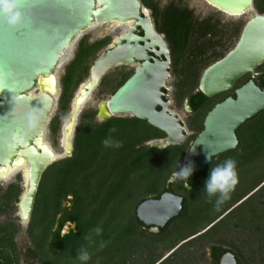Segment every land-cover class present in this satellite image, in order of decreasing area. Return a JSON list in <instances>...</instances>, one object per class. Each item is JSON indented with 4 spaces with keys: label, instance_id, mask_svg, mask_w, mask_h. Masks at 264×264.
<instances>
[{
    "label": "water",
    "instance_id": "95a60500",
    "mask_svg": "<svg viewBox=\"0 0 264 264\" xmlns=\"http://www.w3.org/2000/svg\"><path fill=\"white\" fill-rule=\"evenodd\" d=\"M203 1L226 18L249 15L235 45L203 70L192 93L212 98L230 89L239 78L252 73L264 62V13L255 11L254 0ZM20 11L22 24L9 27L0 22V170L4 172L13 165L26 164V185L22 170L17 172L21 175V192L14 216L24 228L31 219L44 171L55 162L72 156L77 117L113 68L126 65L133 67L134 72L112 95L100 100L97 116L101 120L129 116L145 121L164 134L145 144L157 150L183 144L190 133L178 114L169 108L170 88L166 86L171 77L169 46L164 35L156 31L151 11L140 0H21ZM112 22L114 26L107 28L105 24ZM103 25L106 27L99 35L115 29L119 30V35L93 60L86 80L74 93L67 120L77 107L78 111L70 151H62L55 157L51 146L43 142L41 133L45 130L46 136L61 94L59 69L69 59L78 39ZM55 71L57 85L51 91L47 88V79ZM83 92L87 95L79 108ZM56 95L57 100L54 99ZM263 111L264 90L253 80L215 104L185 153V166L191 164V175L204 171L217 156L235 150L240 144L238 129ZM178 179L173 173L166 185ZM7 180L0 179V183ZM185 188L189 189L188 184ZM183 204V197L164 192L158 199L148 198L141 202L135 215L144 230L156 235L180 215ZM74 228L73 223L66 222L61 235ZM227 258L231 264H237L233 255Z\"/></svg>",
    "mask_w": 264,
    "mask_h": 264
},
{
    "label": "trees",
    "instance_id": "16d2710c",
    "mask_svg": "<svg viewBox=\"0 0 264 264\" xmlns=\"http://www.w3.org/2000/svg\"><path fill=\"white\" fill-rule=\"evenodd\" d=\"M140 2L151 11L156 31L165 35L172 60L175 52L180 54L181 57L187 53L184 56L186 65L182 70L183 74L186 73V76L184 75L176 84L175 89L181 94H189L196 86L197 64L201 62L202 56L209 49L215 48L219 43L221 45L220 41L226 34L223 29L226 27L220 20L212 16L198 20L193 16L192 10L180 6L177 0H170L162 7L159 6L157 0H140ZM255 2L256 10L259 14H263L264 0H255ZM243 24H233L230 29L231 35L238 38ZM106 41H96L89 44L84 38L78 43L75 56L67 66L62 78V104L70 97L71 89L80 82L81 75L88 72L87 61L105 46ZM179 60L173 61V64H176L175 68H177ZM129 75L130 73L121 74L118 81L114 83L111 94L126 81ZM192 98L199 101L198 104L192 103L194 110H197L205 101L211 102L206 109L197 114L192 125L194 133L188 137L186 142L169 146L163 150L143 145L147 141L164 136L162 132L151 127L145 121L132 117H112L100 124H95L93 121L94 112L88 113L86 122L81 124L75 133L72 156L50 165L44 171L38 187L34 208L36 203L40 202L39 199L49 197L45 193L48 188L53 193L54 199L53 212L50 214L49 223L42 231V244L46 249V258L48 259L41 257V264H47V260H50L49 264H60V259L57 260L59 254L66 257L72 255L76 257L81 248L87 250L88 259L97 260L100 264H126L135 245L134 237L146 240L150 238L151 240L170 235V245L171 248H174L177 244V238L183 241L194 237L196 234H198L199 239L208 237L216 233L231 217L238 219L240 214L251 206L250 201L259 195L264 186V176L261 181L258 182L257 180L251 188L242 193L239 192L237 197L231 199L227 204L216 206L211 211L213 213L210 216H203V214L207 213L211 206L197 200V198H203L205 195L203 191L204 181L211 168L221 164L226 159H233L236 171L253 158L258 160V157L264 155V138L255 145L251 141L239 140L240 144L235 150L217 157L226 159L218 161L217 164L211 162L204 171L190 175L187 179L188 190L183 186L181 179H178L172 185H166L167 179L179 167L185 166V153L197 132L202 129V121L206 110L215 101L220 100V98H206L201 94ZM261 113L264 115V111ZM57 128L58 118L56 117L50 123V130L54 133ZM112 128H115V132L110 133L109 129ZM261 131L264 132V125ZM109 136L112 140L120 141L122 146L119 148L105 147L102 141ZM128 140L130 144L127 143ZM111 160H115L117 167L111 172H103L102 183L93 188L91 182L97 178L99 171L102 169L99 164L105 166V162ZM160 163L165 167V172L160 176L159 188H151L146 191L130 209L126 219L123 220L117 217L114 220L113 215L109 216L108 210H111L112 206L103 205L102 209L97 208V211H94L101 198V189L109 188L110 179L115 175L117 177H132L142 166L150 165L157 169L158 166L160 167L158 165ZM18 192L17 185H10L7 188L2 197L6 201V206L10 201V197L17 195ZM164 192L183 197V210L159 234H150L147 230L142 229L143 225L136 218L135 209L144 200L148 198L158 199ZM69 196L72 197L71 201H67ZM244 198L246 199L236 205ZM63 201L69 202L70 207H62L61 203ZM96 213L98 218L104 217L107 220L105 229L97 232V234L94 233V229L98 225L95 218ZM90 214L92 215L89 217ZM57 215H60L58 220ZM56 222L58 225L54 230ZM66 222L73 223L75 228L71 229L69 233L61 235V228ZM172 222H178V224L174 226L173 232L169 234V225ZM30 227L31 237L39 252L41 248H39V243L36 240V228L33 220H31ZM110 230L112 231L109 232ZM16 231L17 226L11 222L0 225V264H17L13 242ZM96 241L98 242L96 243ZM49 255L55 256L57 259L52 261L51 258L49 259ZM111 258L113 259L111 260Z\"/></svg>",
    "mask_w": 264,
    "mask_h": 264
},
{
    "label": "rangeland",
    "instance_id": "374dc122",
    "mask_svg": "<svg viewBox=\"0 0 264 264\" xmlns=\"http://www.w3.org/2000/svg\"><path fill=\"white\" fill-rule=\"evenodd\" d=\"M157 1L159 2V6L162 7L170 0ZM177 2L180 6L187 7L188 9L192 10L193 16L198 20L212 16L220 20V22L226 27L225 29H223V31H226V34L220 41L221 45L219 43V45L215 48L209 49L202 57L201 62L197 64L199 75L205 65L213 62L214 60H216V58L218 59L236 43L237 36L231 35V26L237 23H245L249 15L245 14L238 18H226L216 10L209 8L203 0H177ZM255 4L256 2L254 0V9L256 12H258L256 10ZM104 29L105 27L103 26L85 32L74 44L69 59L66 60L59 69L58 77L60 82L61 94L58 98L56 110L51 117L46 132V139L58 154H61L63 151L61 145V129L63 123L68 119L72 97L76 92L78 86L86 80L88 72L81 75L82 77L80 82L71 89L69 95L70 97L67 99V101H65L64 104L61 103L63 75L66 71L67 66L73 60L77 45L82 39L85 38L87 43L89 44L96 41L107 40L105 44L106 46L115 36L119 35L118 29L107 31L104 34L99 35L100 32H102ZM105 46L98 52H96L94 57L90 58L87 61L86 65L88 67H90L93 60L104 50ZM186 54H183L181 57L180 54H177L175 52V55H173V61H176L177 59L179 60L180 58L181 59L178 61L177 68H175L176 64H173V67H171V77L168 80L166 86L170 88L168 95L173 101L172 106L170 107L171 110L175 111L180 116L182 122L186 125L191 135L193 134V128L190 127V117L182 110L183 99L187 94H181L180 92H178V90L175 89L176 84L182 79V70L186 65V59L184 57ZM121 68L122 67L120 66L113 68L108 72L106 76H104L99 86L91 94L90 99L87 101V103L79 113L76 120V127L73 136V150L75 133L78 127L86 122L89 112H94L93 121L95 124L104 122V120H101L96 114L97 106L100 100L111 95V89L114 83L118 81L121 74L129 71V69L126 67H123L122 69ZM56 117L58 118V128L56 132L53 133L50 130V123ZM128 117L129 116H126L125 118ZM262 124L264 125V115H262V113H259L256 117L247 121L238 129L237 134L239 140L251 141L254 142V145L259 143L260 140L262 141L264 138V132L261 131V128L263 127ZM127 143L130 144L129 140L127 141ZM145 144L146 143H144L143 145ZM260 144L262 145L263 143ZM216 158L212 161L215 164H217L218 161L226 159L222 157L217 159ZM99 165L102 167V169L99 171L97 178H95L91 182V186L93 188L102 183L103 172H111L114 168L117 167L115 160L105 162V166L101 164ZM158 165H160V167L158 166L157 169L153 168L150 165L142 166V168L136 171V173L132 177H117L115 175L112 179H110V187L101 189V198L99 199V203L98 205H96L94 211L96 212L97 208L102 209L103 205L112 206V209L108 210L109 216L113 215L115 217L114 220H116L117 217H120V219L123 220L126 219L128 217L130 209L133 208L134 204L144 193H146V191L151 188H159V179L160 176H162L165 172V167H163L161 163ZM235 174L236 176L234 184L230 183V177H225L222 180V183L228 186L229 189L227 192V199L222 200L219 204H217L216 197H212L211 199H209L206 197V195H204L203 198H197V200L206 203L208 206H211V208H209L210 210L207 213H204L203 216H210L213 213L211 211L216 206L227 204L231 199L233 200L235 197H237V194L239 192L242 193L246 189L251 188L257 180L258 182L259 180L261 181L264 176V155L258 157V160H256V158H253V160H251L245 166L237 169L235 171ZM20 183L21 175L19 173L12 175L9 180L0 183V225H5L11 222L17 226V231L13 236L17 264H41V257L48 259L46 258V249L42 244V231H44L45 227L49 223L48 220L50 214L53 212V193L51 192V190H49V188L45 190V193L49 197H43L39 199L40 202L36 203V207L33 209L29 223L23 228L14 219L16 213V200L21 192ZM10 185H17L19 188V192L17 195H13L10 197V201L6 206V201L3 200L2 197L4 196L7 188ZM71 199H68L67 201H71ZM245 199L246 198L242 199L236 205L240 204ZM67 201H63L61 203L62 207H70L71 204ZM250 202L251 206L246 209L245 212L240 214L238 219L231 217L217 230L216 233L211 234L208 237H204L203 239H199V237L197 236L198 234L183 241L180 240V238H177V244L174 248H171L170 245V235H165L164 237L157 239L153 238L151 240L150 238L146 240L134 237L133 241L135 245L126 264H154L159 260L161 261L162 257L166 256H168L167 259H165V261L161 264H209L210 260L208 252L209 246L212 245H216L223 248L224 250L233 252L239 258L241 264H264V186L262 187L259 195ZM91 215L92 214H90L89 217ZM95 218L98 225L94 229V233L97 234V232L105 229L107 220L104 219V217L98 218L97 213L95 214ZM31 220H33L34 227L36 228V240L37 243H39V248H41L39 252L31 237ZM176 224H178V222H172L169 225V234L173 232L174 226ZM111 231L112 230H110L109 232ZM97 242L98 241H96V243ZM61 255L62 254H59L58 259L55 256L49 255V259L51 258L52 261H55V259H60V264H100L99 261H93L92 259H87V261L81 262L77 258L78 255L76 257H74L73 255L70 256L72 259L69 256L66 257ZM112 259L113 258H111V260ZM49 261L50 260H47V264H49Z\"/></svg>",
    "mask_w": 264,
    "mask_h": 264
},
{
    "label": "clouds",
    "instance_id": "9594fccd",
    "mask_svg": "<svg viewBox=\"0 0 264 264\" xmlns=\"http://www.w3.org/2000/svg\"><path fill=\"white\" fill-rule=\"evenodd\" d=\"M21 0H0V22L7 24L9 27H16L23 22V13L20 11ZM109 132H115V128L109 129ZM105 147L119 148L122 146L118 140H112L107 137L102 141ZM208 157L211 158L208 153ZM192 173V166L189 163L184 167H179L174 175L185 183ZM235 161L233 159H226L221 164L209 170L208 176L204 181L203 191L207 198L216 197V202L219 204L222 200L227 199L228 186L222 183L223 178L230 177V183H235ZM81 262L87 261L89 258L86 249L81 248L77 256Z\"/></svg>",
    "mask_w": 264,
    "mask_h": 264
},
{
    "label": "flooded vegetation",
    "instance_id": "af4514ba",
    "mask_svg": "<svg viewBox=\"0 0 264 264\" xmlns=\"http://www.w3.org/2000/svg\"><path fill=\"white\" fill-rule=\"evenodd\" d=\"M240 34V33H239ZM139 35H141V33L139 32ZM239 36V35H238ZM165 39V38H164ZM238 39V38H237ZM112 41V40H111ZM111 43V42H110ZM109 43V44H110ZM109 44L108 45H106L105 46V48H104V50L109 46ZM235 45V44H234ZM233 45V46H234ZM232 46V47H233ZM231 47V48H232ZM230 48V49H231ZM230 49H228L224 54H226ZM103 50V51H104ZM102 51V52H103ZM101 52V53H102ZM223 54V55H224ZM223 55H221L218 59H220ZM203 57V56H202ZM172 58V57H171ZM218 59H216V60H218ZM215 60V61H216ZM215 61H213V62H215ZM213 62H211V63H208L207 65H205V67H203L202 68V70H201V72H200V74L198 75V77H197V80H196V86L194 87V89L192 90V92H190L189 94H187L185 97H184V99H183V103H182V110H183V112L185 113V114H187L189 117H190V127H192V125H193V123H194V121H195V118L197 117V114L198 113H200V112H202L204 109H206L209 105H210V102L211 101H205V102H203L201 105H200V107L197 109V110H194L193 109V107H192V103L194 102L195 104H198L199 103V101L197 100V99H193L192 97L193 96H196V95H192V93H193V91L197 88V85H198V82H199V79H200V76H201V74H202V72H203V70L208 66V65H210V64H212ZM263 66H264V62L262 63V64H260L252 73H248V74H245V75H243L241 78H239L235 83H234V85L230 88V89H228L227 91H225V92H223V93H221V94H219V95H216V96H214V97H212V98H220V100L218 99V101H213L214 102V104L210 107V108H208L207 110H206V113H205V115H204V117L206 116V114L212 109V107L215 105V104H217V103H219V102H221V101H223L225 98H227V97H229V96H231V95H233L234 94V91L237 89V88H239L240 86H242L243 84H245L247 81H249V80H253V82L255 83V85L257 86V87H260L262 90H264V68H263ZM120 67H126V68H128L129 69V71L128 72H126V73H130V75H129V77L133 74V72H134V68L133 67H129V66H126V65H121ZM171 67H173V60H172V63H171ZM121 68V69H122ZM171 71V70H170ZM184 75L186 76V73H184L183 75H182V77H184ZM189 75H190V73H189ZM128 77V78H129ZM192 77H193V75H192ZM127 78V79H128ZM126 79V80H127ZM118 89V88H117ZM116 89V90H117ZM115 90V91H116ZM200 94V93H199ZM112 95V94H111ZM198 95V94H197ZM110 96V95H109ZM169 100H170V102H171V105H170V107L172 106V103H173V101L171 100V98H170V96H169ZM194 100V101H193ZM188 106V107H187ZM169 107V108H170ZM170 110H171V108H170ZM173 111V110H172ZM175 112V111H174ZM176 113V112H175ZM97 114V113H96ZM177 114V113H176ZM179 116V115H178ZM126 117V116H125ZM125 117H120V118H125ZM180 117V116H179ZM204 117H203V120H204ZM202 124H203V121H202ZM185 125V124H184ZM186 126V125H185ZM188 129V128H187ZM202 130V129H201ZM200 130V131H201ZM200 131H198L197 132V134H196V136L200 133ZM193 133H194V131H193ZM192 135V134H191ZM190 136V135H189ZM195 136V137H196ZM194 137V138H195ZM193 141V140H192ZM57 216H59V217H57ZM56 216V218H57V220L60 218V215H57ZM57 222L54 224V230L57 228ZM167 227V226H166ZM142 229H143V226H142ZM165 229V228H164ZM163 229V230H164ZM144 230V229H143ZM61 231H62V228H61ZM61 231H60V234H61ZM162 231V230H161ZM70 232V231H69ZM68 232V233H69ZM159 234V233H158ZM209 254V260H210V262H209V264H221V261H223V260H225L226 258H227V255H233L234 257H235V259H236V261H237V264H241V261L239 260V258L233 253V252H231V251H229V250H224L223 248H221V247H219V246H209V252H208ZM167 257L168 256H166V257H162V259H161V261L159 260V261H157L156 263H154V264H161V263H163L164 261H165V259H167Z\"/></svg>",
    "mask_w": 264,
    "mask_h": 264
},
{
    "label": "bare ground",
    "instance_id": "6f19581e",
    "mask_svg": "<svg viewBox=\"0 0 264 264\" xmlns=\"http://www.w3.org/2000/svg\"><path fill=\"white\" fill-rule=\"evenodd\" d=\"M105 25L107 26V28L113 27L114 22L110 23L109 25L108 24H105ZM103 26H100V27H103ZM106 26H104V27H106ZM120 27H122V26H120ZM56 77H57V71H55V73L52 74V76L48 77V79H47V83L49 84V86L47 88L50 89L51 91L55 89L54 85H57V79L58 78H56ZM86 95L87 94L83 92V94L80 98L81 106L79 108H81L83 106L82 105L83 100L85 99ZM54 99L57 100V95L54 97ZM77 111H78V107L76 110L73 111L71 119L69 118L70 120H67V122L64 124L63 129H62V140L61 141H62V148H63L64 153L70 151L71 138H72L73 129L75 127V118L77 116ZM68 125H71V127L69 128ZM41 138H42L43 142L48 147L51 146L49 144L48 140L46 139L45 130L41 133ZM51 151L53 152L55 157L60 155L52 148V146H51ZM20 170H22V173L25 176V173L27 170L25 162L23 163V165H20V166L13 165V166L9 167L7 170L4 171L3 178H0V179L7 180L10 176L14 175L15 173H17ZM26 184H27V179L25 178V185ZM223 264H231V261L228 258H226L225 260H223Z\"/></svg>",
    "mask_w": 264,
    "mask_h": 264
},
{
    "label": "snow or ice",
    "instance_id": "6c2138e0",
    "mask_svg": "<svg viewBox=\"0 0 264 264\" xmlns=\"http://www.w3.org/2000/svg\"><path fill=\"white\" fill-rule=\"evenodd\" d=\"M78 103H80V101H78ZM68 127L70 128L71 125H68ZM3 176H4V172H3V170H0V178H3ZM27 176H28V173L26 172V173H25V178H26V179H27Z\"/></svg>",
    "mask_w": 264,
    "mask_h": 264
}]
</instances>
